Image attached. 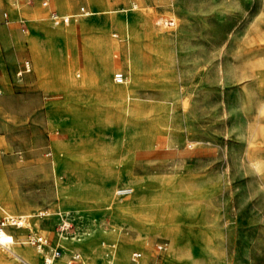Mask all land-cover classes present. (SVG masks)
<instances>
[{
  "label": "rangeland",
  "instance_id": "obj_1",
  "mask_svg": "<svg viewBox=\"0 0 264 264\" xmlns=\"http://www.w3.org/2000/svg\"><path fill=\"white\" fill-rule=\"evenodd\" d=\"M83 5L77 4L72 12ZM129 6L133 16L112 13L109 20H117L119 29H108L102 38L108 42L106 48L102 44L94 60L98 69L106 65L99 70L111 83V71L125 69L126 81L114 86L129 88L127 100L133 89L132 99L145 105L132 126L131 159L116 161L121 167L119 183L111 189V197H104L94 192L92 185L100 178L93 173L54 174L52 158L43 154L47 136L41 123L0 127L9 142L8 146L0 144V193L4 196L0 218L22 215L29 224L5 229L15 241L11 248H33L27 234L34 231L47 238L49 249L59 248L58 258L68 264H106L108 253L102 250L108 243L114 247L113 255L123 251V264L132 251L141 252L138 264L145 257L146 264H156L152 256L159 240L146 231L159 217L186 231L187 220L199 214L192 208L190 192L206 183L211 189L205 216L220 223L213 225L217 231L209 246L210 264H264V0H138ZM89 14L93 13L77 17L82 27L87 21L108 20ZM165 20L174 24L164 25ZM51 26L48 36L53 40L65 27ZM126 41L128 53L120 58ZM139 42L142 50L152 53L150 60L136 53ZM87 63L89 81L77 88L90 92L96 90L94 80L101 75ZM132 66L137 68V79L131 74ZM70 68L74 81L85 77L83 66L73 57ZM52 71L57 85L70 86L56 66ZM118 118L108 123L110 129L103 128L104 138L124 139ZM140 118L146 129L141 145ZM98 124L83 119L71 131L87 134L82 139L98 141ZM51 133L53 138L55 130ZM139 147L144 152L141 156ZM126 164L127 171L123 170ZM155 176H164L166 184L159 186L163 192L153 187L140 190L141 183ZM79 182L86 186L83 193L88 202L83 208L71 199V187ZM125 183L132 189L130 195H115L114 189ZM57 189L65 197L59 204ZM93 199L102 204L96 206ZM125 202L132 207L116 208V203ZM138 221L146 229L140 231ZM63 222H69L67 229H61ZM108 231L112 238H104ZM0 253L12 258L3 247ZM76 253L79 257L72 260ZM21 257L14 263L41 264L43 253L35 262Z\"/></svg>",
  "mask_w": 264,
  "mask_h": 264
},
{
  "label": "crops",
  "instance_id": "obj_2",
  "mask_svg": "<svg viewBox=\"0 0 264 264\" xmlns=\"http://www.w3.org/2000/svg\"><path fill=\"white\" fill-rule=\"evenodd\" d=\"M44 1L46 2L45 5H43ZM116 1L127 4L119 5ZM136 1L138 0H40L39 6V0H26V3L22 0H0V127L12 128L14 125H19V123L29 124L35 121L41 123L40 125L44 128L47 136L43 142V154L45 157L50 156L52 158L54 174L65 176L73 173L85 176L93 173L100 178L99 182L94 184L95 186L92 185L95 188L94 192L103 196H110L111 189L119 183L121 167L117 166L116 161L131 159L132 126L134 121L136 122V113L140 112L141 114L145 105L141 101V103L136 104L135 100L132 99L133 89H130L131 94L128 103L121 99V94H115L112 86L121 83L113 80V73L120 70L126 81L125 69L111 71L110 78L115 83L113 84L100 71L106 65L101 64L99 70L94 59L98 56L102 44L103 46L105 44L104 48H106L108 42L103 41L102 38L107 35L108 29L112 26L118 28L117 20H109L115 15L112 13L133 16L135 13H131L133 9H130L129 4ZM79 3L84 5L79 7L78 12H72ZM58 8L65 10L59 11ZM81 8H83L82 11ZM85 8L93 13L86 16L102 15L108 17V20L104 23L87 21V24L82 27L78 23L79 18L77 17L81 18L84 16L83 14L88 12L85 11ZM52 12L59 15H68V22L54 23L50 17ZM50 23L65 27L59 31L60 34L53 40L48 36L49 29L52 30ZM72 23L73 26L69 28L68 26ZM137 45L135 47L136 53H142L146 60H150L149 57L152 53L145 49L142 50L144 47L140 42ZM127 53L126 41L120 49V58L126 56ZM72 57L83 66L86 72L85 78L89 75L88 61L92 70H96V73L101 75L100 77L96 76L94 80L96 90L87 92L77 88V82L71 78L70 74V60ZM55 66L58 69L59 76L61 72L67 76L65 83L73 81L71 86L66 88L56 84L54 71H52ZM76 78H80L78 72ZM126 109L128 113L125 114ZM93 110L96 111L95 114H91ZM35 114L38 115L34 116ZM115 118L123 123L122 137L124 139L121 141L106 139L103 136V128L111 121L115 123ZM83 119L90 123L91 121L99 123L98 126L100 127L98 134H96L100 137V140L82 139L81 137L87 134H78L71 131V127L77 121L80 122ZM141 122L140 118L138 129L140 145L142 137L146 133L145 123L141 124ZM105 129L110 128L106 127ZM54 130L55 133L52 138L51 132ZM57 131L61 132L58 133ZM6 136L4 132L0 133V144L4 146L9 145ZM32 143V140H27V144ZM143 153L140 152L139 147L138 154L141 156ZM124 169H126L125 171L128 170L127 164L123 165ZM164 176H155V179L144 181L141 183L140 190L153 187L156 192L157 190L163 192L159 186H165L166 181L162 178ZM79 183L80 185L77 184V186L71 187L74 196L70 197L71 199L74 198L76 207L83 208L86 206L84 204L88 202L83 193L86 186L84 184L83 187V184ZM120 186L129 185L125 183L117 187ZM210 189L209 185L203 183L190 192L189 200H192V208L198 210L199 214L193 215L187 220L186 231L184 228L172 225V222L160 217L156 224L146 231V233L152 232L157 236L154 238L159 240V242L156 240L157 250L154 253L155 255L152 256L156 264H210V256L212 255L209 248L212 242L211 237H214L213 234L217 231L214 228L215 224L220 225V223L212 222L209 217L205 216V211H209ZM57 193V204L60 201H65L63 200L65 197L59 195V189H57ZM93 200L96 201V206L102 204L98 199ZM59 216L62 217L61 214ZM127 221L131 222L130 220ZM137 226L140 231L143 228L146 229L144 224L139 221ZM34 233V231H30L27 235ZM107 233L108 235L104 238L113 237L111 236L112 232L108 231ZM101 235H106V233ZM101 235H98V237L101 238ZM136 242H139L138 239ZM48 246L47 241L46 248ZM102 251L108 253L106 264H111V262L112 264H119L113 255L114 247L111 243H108ZM21 252L22 246H15L12 258L2 253L0 264H15L14 260H20ZM133 252L141 254L140 251L130 252L127 264H138L139 259H141L140 255L135 262L132 261L131 255ZM42 253L44 257V250ZM16 256H19V258ZM146 263L147 258L145 257L141 264Z\"/></svg>",
  "mask_w": 264,
  "mask_h": 264
},
{
  "label": "built area",
  "instance_id": "obj_3",
  "mask_svg": "<svg viewBox=\"0 0 264 264\" xmlns=\"http://www.w3.org/2000/svg\"><path fill=\"white\" fill-rule=\"evenodd\" d=\"M46 2H43V5H45ZM83 8H81L82 11ZM50 17L52 19V21L54 23H59V22H63V23H67L69 20V16L68 15H59L55 12H52L50 14ZM164 25H173L174 21L173 20H165ZM113 80L117 83H122L125 81V76L121 71H115L113 73ZM132 191L131 187L129 186H120L117 187L114 191L115 195L118 196H125L130 194ZM27 225L28 223L26 222V218L22 215H7L4 216L2 218H0V231H5L6 228L8 227H22L23 225ZM63 225L61 226V229H64V226L69 227V222H63ZM25 225V226H26ZM28 242L29 244L33 245L37 250H44L45 255L43 257L42 263L41 264H52V261L59 257L61 252L58 248H51L48 249L46 248L47 246V239L44 238L42 235L40 234H31L28 236ZM1 245H3V243L0 241V247H2ZM141 254L139 252H133L131 255V259L132 261H136L137 258L140 256ZM79 257V254H74L72 256V260H76ZM71 262V261H70ZM29 264V263H26ZM112 264V262H111Z\"/></svg>",
  "mask_w": 264,
  "mask_h": 264
},
{
  "label": "bare ground",
  "instance_id": "obj_4",
  "mask_svg": "<svg viewBox=\"0 0 264 264\" xmlns=\"http://www.w3.org/2000/svg\"><path fill=\"white\" fill-rule=\"evenodd\" d=\"M89 12H86L85 14H87ZM76 15V14H75ZM79 15V14H78ZM134 39V38H133ZM151 50V49H150ZM131 74L132 76L137 79L138 78V71H137V68L135 66H132V70H131ZM65 75V74H64ZM63 75V76H64ZM67 76H64V79H66ZM92 77V76H91ZM89 81V76L87 78H83V79H80L77 83H76V86L78 87V85H84L85 83H87ZM73 82V81H72ZM72 82H68L70 84V86L72 85ZM85 87V86H84ZM83 87V88H84ZM88 87V86H87ZM115 94H118L120 95L121 94V99L125 102V103H128L129 100H127L126 98V92L129 90L128 87L125 86H113L112 87ZM130 98V97H129ZM124 112H127V109L124 111ZM144 192V191H143ZM104 197H106V195H104ZM143 198V197H142ZM103 199V198H102ZM108 200V199H107ZM0 202L1 203H4V196L0 193ZM116 208L117 209H126L127 207H132L131 206V203L130 202H125V203H122V204H119V203H116L115 204ZM143 208V207H142ZM139 209V208H137ZM131 210V208H130ZM142 210V209H141ZM118 211V210H117ZM139 211V210H138ZM128 212V211H126ZM125 212V213H126ZM132 212V211H131ZM116 213V212H115ZM123 212H121L122 214ZM130 214V213H129ZM124 215V214H123ZM126 215V214H125ZM138 215V214H137ZM144 215V214H142ZM129 216V215H128ZM145 216V215H144ZM151 216V215H149ZM133 217V216H132ZM123 218V217H122ZM148 218V216L146 217ZM150 218V217H149ZM148 218V219H149ZM126 220V218H125ZM129 220V218H128ZM143 222V221H142ZM82 236V235H81ZM76 238V237H75ZM80 240V239H79ZM0 241L3 243V245H1L4 249H6V252H8L10 255L12 254L13 252V249L11 248V244H13L15 241H14V238L13 236L10 234V233H7L6 231H0ZM42 250H37L35 249L34 247H22V252L20 253L22 255L21 258H23L25 261H30V262H35L39 257H40V254H41ZM18 253V252H17ZM1 255V253H0ZM18 255V254H17ZM124 253L122 250H120V252H116L114 257L115 259L117 260V262L119 264H123L124 263ZM61 257V255H60ZM39 261V259H38ZM109 261V260H108ZM110 263V262H109ZM52 264H68L66 262L63 261L62 258H58V259H54L52 261Z\"/></svg>",
  "mask_w": 264,
  "mask_h": 264
}]
</instances>
